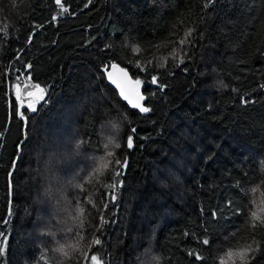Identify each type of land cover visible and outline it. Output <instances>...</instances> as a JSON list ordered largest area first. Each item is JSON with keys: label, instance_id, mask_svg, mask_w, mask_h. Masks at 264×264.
<instances>
[{"label": "trees", "instance_id": "trees-1", "mask_svg": "<svg viewBox=\"0 0 264 264\" xmlns=\"http://www.w3.org/2000/svg\"><path fill=\"white\" fill-rule=\"evenodd\" d=\"M61 4L0 0V264H264V0ZM110 62L150 112L108 83Z\"/></svg>", "mask_w": 264, "mask_h": 264}, {"label": "snow or ice", "instance_id": "snow-or-ice-1", "mask_svg": "<svg viewBox=\"0 0 264 264\" xmlns=\"http://www.w3.org/2000/svg\"><path fill=\"white\" fill-rule=\"evenodd\" d=\"M56 3L57 5H59L62 9V12H61V15L64 14V13H67L68 12V9L63 7V5L61 4V0H56ZM89 3H91V0H89ZM207 6V5H206ZM85 7H87V5H85ZM53 21H55L57 19L56 16H53ZM7 31L6 29V26H5V32ZM191 33H192V29L189 28L185 34H184V39H181L179 41H175L174 43H178L179 45L183 46L186 42H188V37L191 36ZM108 47V46H106ZM159 47V46H157ZM133 51L134 52H139L140 49L139 47H134L133 48ZM186 54V53H185ZM171 57L175 60L177 59V50L176 48H173L171 53H170ZM167 59V57H165V60ZM179 63H184V59H183V56H180L179 57V60H178ZM148 64H151L152 61L149 60L147 62ZM136 64L138 67L141 68L142 71L145 70V67L144 65H142L140 63V61H136ZM160 67H163L164 65L163 64H160L159 65ZM28 68H31V65L29 64L27 66ZM110 69L109 70V65H105L104 67V71L106 73V76H107V79L109 80V82L115 86L116 89H118V92H119V95L120 97L126 101L132 108L134 109H138L140 113H148L151 111V108L145 106V104L143 103L146 99L145 95L141 93L140 91V86L142 84V81L137 78L135 79L134 81L129 77V74L126 70V68H123V67H120L119 64L117 63H114V62H110ZM21 75H23V73H21ZM19 80V77L17 78ZM151 83L156 85L158 84V80H157V76L153 75L151 77ZM161 90L166 86V85H163V84H159L158 85ZM33 87L37 90L36 93H33V92H28L27 95L31 98V97H34L33 99H30L28 104H27V109L30 110L31 112L33 113H36L38 111L37 107L35 106L36 103L38 101H42L45 99V91L43 88L40 87L39 84H35L33 85ZM220 87L221 88H225L227 87V85L223 84V82H220ZM234 91H236L235 89H233ZM16 95H17V100H20L21 97H20V88H19V84L16 85ZM241 102L242 103H248V101H245L243 99V97H241ZM24 107L23 105V102L21 101V104H20V107H18L17 109V116L22 119V120H26L27 118L25 117V114L23 111H21L20 109ZM113 127H116L118 128V125H114ZM132 132H135V129L133 128L132 129ZM109 144H112L113 143V140H109L108 141ZM114 146L116 148H119L120 145L118 143H115ZM127 147L129 149H131L133 147V137L131 135L128 136L127 138ZM112 153L109 152L108 153V156H111ZM116 164L117 165H120L121 169H124L127 167V160H125L123 162V164H121V161L120 160H116ZM105 167H107V164L105 163ZM121 173L118 171L116 172V175L119 176ZM121 184H122V181H121ZM109 188L113 189V193L111 194V199L112 201H115L116 200V194H115V190L117 189V185L115 183L111 184V185H108ZM231 203V202H230ZM105 208H107V204H105L104 206ZM233 214H237L238 213V209H230ZM223 210L221 209V212ZM217 213L216 212H213V217H216ZM252 216H253V219L254 220H259L260 218L256 215V213H252ZM101 226H103L104 223H106V221L104 220L103 218V215H101ZM262 223H264V221H261ZM0 235H3L2 233H0ZM208 240L207 239H204L203 243L204 244H208ZM3 243H7V238L5 237ZM95 244H100V240L99 239H96L94 241ZM248 251H252L251 247L249 246L248 249H246L244 252L240 253V258L241 260L243 261L244 260V257L246 255V253ZM4 253V248L3 247H0V255H2ZM191 254V253H190ZM197 259H200L199 256H197ZM92 260L93 261H96L97 260V257L96 256H92ZM152 261H158L159 260V257L157 256H153L151 258ZM148 264H151V262L149 261Z\"/></svg>", "mask_w": 264, "mask_h": 264}, {"label": "rangeland", "instance_id": "rangeland-1", "mask_svg": "<svg viewBox=\"0 0 264 264\" xmlns=\"http://www.w3.org/2000/svg\"><path fill=\"white\" fill-rule=\"evenodd\" d=\"M28 92H37V90L34 88V87H30V88H27L26 89V93H28ZM31 98H34V97H31ZM70 129V128H69ZM68 129V130H69ZM68 130H65V129H63L62 131H61V134H60V136L61 137H59L56 141H54V143H57L59 146L60 145H62V146H64V145H67L69 142H70V139H64L65 138V135H64V133H66ZM64 136V137H63ZM64 140V141H63ZM60 148V147H59ZM54 149H55V151H57V147H54ZM64 160V159H63ZM65 162H67L66 160H64V162L63 163H65ZM61 165L62 164H60V167H61ZM40 202V205L43 207V213L45 212V213H47V214H49L50 216L52 215V213H51V207H50V204L48 205L47 203H46V201L45 200H42V201H39ZM147 261H152L151 259H147ZM91 264H100L97 260L96 261H92L91 262Z\"/></svg>", "mask_w": 264, "mask_h": 264}, {"label": "water", "instance_id": "water-1", "mask_svg": "<svg viewBox=\"0 0 264 264\" xmlns=\"http://www.w3.org/2000/svg\"><path fill=\"white\" fill-rule=\"evenodd\" d=\"M114 63H117V62H114ZM117 64H119V63H117ZM119 65H120V64H119ZM120 67H123V66L120 65ZM123 68H125V67H123ZM109 70H111V69H110V65H109ZM126 70H127L128 74H129V77L134 81L135 79L133 78L131 72H130L128 69H126ZM105 75H106V73H105ZM106 78H107V76H106ZM107 81H108V83H109L111 86H113V87L115 88V86L112 85V84L109 82L108 79H107ZM115 89H116V88H115ZM116 90L118 91V89H116ZM140 91H141L142 94H144L143 91H142V89H140ZM34 93H35V92H34ZM118 93H119V92H118ZM144 95H145V94H144ZM145 97H146V95H145ZM125 102H126V101H125ZM145 102H146V99H145V101H144L143 103L145 104ZM39 103H40V101H38V102L36 103V106H38ZM145 106H146V104H145ZM25 107H27V105H24V107L21 108V111H22V109L25 108ZM26 138H27V134H26ZM26 138H25V139H26ZM16 164H17V161H16V163H15V165H14V168H15ZM10 216H11V211H9V214H8V217H7L6 221H5V224L8 222Z\"/></svg>", "mask_w": 264, "mask_h": 264}]
</instances>
